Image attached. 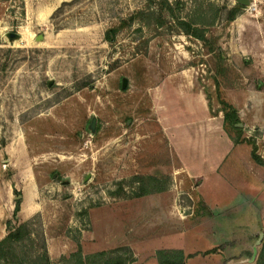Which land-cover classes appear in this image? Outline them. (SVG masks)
Returning a JSON list of instances; mask_svg holds the SVG:
<instances>
[{
  "label": "rangeland",
  "instance_id": "1",
  "mask_svg": "<svg viewBox=\"0 0 264 264\" xmlns=\"http://www.w3.org/2000/svg\"><path fill=\"white\" fill-rule=\"evenodd\" d=\"M162 1L204 42L165 10L157 25ZM252 144L264 158V0H0V212L39 205L27 250L43 235L53 264L78 248L86 264H250Z\"/></svg>",
  "mask_w": 264,
  "mask_h": 264
},
{
  "label": "trees",
  "instance_id": "2",
  "mask_svg": "<svg viewBox=\"0 0 264 264\" xmlns=\"http://www.w3.org/2000/svg\"><path fill=\"white\" fill-rule=\"evenodd\" d=\"M239 5L233 7L227 12V21H233L237 14L239 13ZM165 10L167 14L175 20L176 26L180 29L182 33L187 36L193 37L199 41L204 42L203 35L195 29V25L198 22L191 18L190 15L185 19H179L174 17L173 7L169 5L166 1H162V5L159 9V13L155 19L157 25L163 24V18L161 13ZM217 15V13H216ZM151 14H149V17ZM221 111L223 113L224 122L231 128L237 129L236 124H238V114L237 110L229 103L221 101ZM251 159L254 163L259 166L264 167V158L259 156L256 153V146L252 144ZM20 195V194H18ZM14 209L12 213L11 220H7L5 223L6 235L0 240V264H53L48 256L46 249L45 239L43 235L40 238L39 246L27 250L25 248V243L29 242L31 245H34L33 234L30 231V222L25 221L18 223L17 214L19 212L21 198L14 199ZM16 223L15 226L12 223ZM218 249L214 248L202 252L203 255L209 253H217ZM249 253V252H248ZM247 253V254H248ZM106 253L101 252L96 256L102 258ZM157 261L158 264H184L185 259L192 257L193 255H185L182 251H173V250H160L157 252ZM9 257H12L9 259ZM72 258L76 259L77 264H86L85 259H82L80 249L72 254ZM91 258H94L92 256ZM91 264H127L125 259L122 256L107 257L100 259L99 262L90 261V258L87 259ZM253 264H264V240H262L260 246L258 247L257 257Z\"/></svg>",
  "mask_w": 264,
  "mask_h": 264
},
{
  "label": "crops",
  "instance_id": "3",
  "mask_svg": "<svg viewBox=\"0 0 264 264\" xmlns=\"http://www.w3.org/2000/svg\"><path fill=\"white\" fill-rule=\"evenodd\" d=\"M258 200L261 201V203H257L256 200L255 202L250 200L249 203L246 205L245 211L247 214L245 215V222H244L245 230L246 228L249 227V225L253 226L254 229L261 228L262 230H264V228L261 227L260 220H258L259 217L264 218V194L259 195L257 201ZM38 207L36 208L34 206L33 210L30 212L24 207V203L21 200L19 212L17 214L18 223L28 221L31 217H33V215H35L38 212ZM11 215H12L11 210H7L6 212H2V213L0 212V240L6 235L5 222L6 220L11 219ZM246 232H249V230L247 229ZM48 241L49 240L47 239V243Z\"/></svg>",
  "mask_w": 264,
  "mask_h": 264
},
{
  "label": "water",
  "instance_id": "4",
  "mask_svg": "<svg viewBox=\"0 0 264 264\" xmlns=\"http://www.w3.org/2000/svg\"><path fill=\"white\" fill-rule=\"evenodd\" d=\"M236 3H238V4L242 5V6H248L249 3H250V0H236ZM7 38L10 41H12V40L18 39L19 36L17 34H14V33H9V34H7ZM126 84H127V80L126 79H122L121 87L125 88ZM94 123H95V119H92L91 123H90V126H89L91 131L94 130ZM18 198H21L20 195H18L15 199H18ZM262 240H264V231H259L258 232V238H257L255 244L252 247L250 258H248V260H246L248 263H250V264L254 263V261H255V259L257 257L258 247L260 246Z\"/></svg>",
  "mask_w": 264,
  "mask_h": 264
},
{
  "label": "flooded vegetation",
  "instance_id": "5",
  "mask_svg": "<svg viewBox=\"0 0 264 264\" xmlns=\"http://www.w3.org/2000/svg\"><path fill=\"white\" fill-rule=\"evenodd\" d=\"M258 231H262V229H259ZM257 228H253L252 226H251V228L249 229V232H251L250 234L252 235V236H254V235H258L257 234Z\"/></svg>",
  "mask_w": 264,
  "mask_h": 264
}]
</instances>
